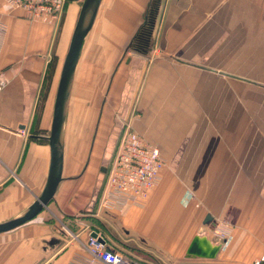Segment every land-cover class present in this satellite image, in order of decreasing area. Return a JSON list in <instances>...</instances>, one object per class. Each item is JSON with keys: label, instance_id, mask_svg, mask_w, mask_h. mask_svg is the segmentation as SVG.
<instances>
[{"label": "crops", "instance_id": "1", "mask_svg": "<svg viewBox=\"0 0 264 264\" xmlns=\"http://www.w3.org/2000/svg\"><path fill=\"white\" fill-rule=\"evenodd\" d=\"M68 2L53 22L0 0V222L23 212L48 178L45 137L80 11ZM149 2L102 0L93 42L106 58H81L92 27L72 91L76 79L85 85L93 63V77L109 79L107 99L98 116L94 107L80 120L71 148L66 120L64 179L47 208L0 234V264H69L85 252L62 220L86 240L91 216L155 246L160 260L153 264L204 259L186 257L202 232L223 242L218 263L251 264L264 254V0H164L153 52L125 57ZM129 122L167 165L142 206L95 216ZM217 226L230 227L229 236L221 239Z\"/></svg>", "mask_w": 264, "mask_h": 264}, {"label": "built area", "instance_id": "2", "mask_svg": "<svg viewBox=\"0 0 264 264\" xmlns=\"http://www.w3.org/2000/svg\"><path fill=\"white\" fill-rule=\"evenodd\" d=\"M8 2L14 8L22 10L29 19L59 22L67 0ZM5 81L1 74L0 91ZM166 165L167 162L159 148L148 143L130 122L125 124L113 160L108 167L98 209L94 215L113 214L127 206H142L150 192L159 184ZM70 226L68 222L62 221L63 231L78 241L85 254L73 259L69 264H152L134 253L112 247L107 240L105 243L101 242L98 237L91 235L94 230L83 240ZM216 229L221 239L229 234L227 226H217ZM98 234L102 236L101 233ZM252 264H264V254L254 259Z\"/></svg>", "mask_w": 264, "mask_h": 264}, {"label": "water", "instance_id": "3", "mask_svg": "<svg viewBox=\"0 0 264 264\" xmlns=\"http://www.w3.org/2000/svg\"><path fill=\"white\" fill-rule=\"evenodd\" d=\"M101 2L102 0H83L65 55L56 91L51 129L49 135L45 137L51 148L50 168L45 187L23 212L0 222V234L27 223L47 208L55 198L60 183L64 179L65 127L73 81L85 39L95 23ZM212 219V216L208 215L205 224H210ZM91 235L98 237L103 243L106 242V239L99 236L96 231ZM222 248V241L213 240L205 232L197 233L187 249L186 257L216 259Z\"/></svg>", "mask_w": 264, "mask_h": 264}, {"label": "rangeland", "instance_id": "4", "mask_svg": "<svg viewBox=\"0 0 264 264\" xmlns=\"http://www.w3.org/2000/svg\"><path fill=\"white\" fill-rule=\"evenodd\" d=\"M82 2L83 0H78L76 3L79 9L81 8ZM68 3L69 2L66 3L65 10L68 7ZM100 20H101V15L99 14L97 22L87 38V42L85 44V48H84L81 58H106L104 50L98 47L99 42L98 43L93 42V39L95 38V34L98 32V29H99ZM156 29H157V26H156ZM156 29L154 32V39H153L154 45L149 54H151L155 48ZM128 53L140 54V53L134 52L130 47H128V49L126 50L125 57L128 56V55L126 56V54ZM149 54H141V55H149ZM82 64H84V61L82 62ZM94 67H95L94 64L91 63V67L89 69L90 71H92V73H91V76L85 80L84 82L85 85L81 84V80L76 79V82L73 87V91L71 93L68 113H67V142L70 148H71V143L77 140V133H78L77 125L79 124L80 120L84 119V117L88 118L89 113H93L94 107H97V110H98L97 116H98L99 110L102 108V104L103 105L105 104L103 102L106 101L107 99L109 79L108 78L107 79L94 78L93 77ZM89 145L90 143L85 144L87 151L89 150L88 149ZM105 222L111 228V231L113 232V236H114L111 238L117 245H119L121 248L123 247L124 249H130L131 251H134V250L139 251L141 253L139 255L141 256L143 260H146L152 264L153 262L156 263V261L158 260L157 258H159L160 255L158 254V251L155 248H152L155 246H152L149 243L147 244V242L142 240L144 241L145 243L144 244L138 238H129V236H127L121 230H119L117 226H115L114 224H110L108 221H105ZM228 225L230 226L231 224H228ZM70 227L72 229V226ZM229 231L231 232V229ZM130 246H132L133 248H131ZM218 262H219L218 259H210V260L198 259V261L194 264H228V263H218ZM229 264H232V263H229ZM236 264H245V263H236Z\"/></svg>", "mask_w": 264, "mask_h": 264}, {"label": "trees", "instance_id": "5", "mask_svg": "<svg viewBox=\"0 0 264 264\" xmlns=\"http://www.w3.org/2000/svg\"><path fill=\"white\" fill-rule=\"evenodd\" d=\"M69 0H67L68 2ZM164 0H150V3L147 8L146 16L144 22L135 33L129 47L137 53L140 54H149L154 45V32L157 26L158 18L160 15V10ZM64 14V13H63ZM63 18V15L61 19ZM91 226L92 229L96 232L101 233V235L109 243L108 236L114 237L113 232L109 225L97 217L91 216ZM117 237V236H116ZM133 248L132 246H130Z\"/></svg>", "mask_w": 264, "mask_h": 264}]
</instances>
